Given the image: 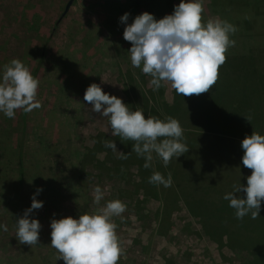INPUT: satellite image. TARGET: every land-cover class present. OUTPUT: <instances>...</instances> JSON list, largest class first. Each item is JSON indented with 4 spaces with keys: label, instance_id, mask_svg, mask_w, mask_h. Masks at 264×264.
<instances>
[{
    "label": "rangeland",
    "instance_id": "1",
    "mask_svg": "<svg viewBox=\"0 0 264 264\" xmlns=\"http://www.w3.org/2000/svg\"><path fill=\"white\" fill-rule=\"evenodd\" d=\"M162 1L72 0L60 18L68 0H0V72L11 60H20L38 79L37 100L42 104L24 115L17 110L14 119L0 113V223L8 227L7 232L0 231V264H61L64 261L57 260L58 253L49 245L51 220L94 214L116 199L126 205L121 216L112 218L123 249L118 264H264V201L256 219L250 214L235 221L220 219L227 228L230 222L246 223V233L241 235L255 240L249 242L250 249H238L226 237L217 243L206 234L207 225L198 216L206 211L197 207L205 199L191 195L207 188L217 203L234 184L246 185L251 174L242 165L240 142L228 135L241 140L252 132L264 135V98L260 101L259 91L264 85V0H202V23L216 18L228 21L236 28L230 35L235 45L225 53L226 61L209 89L211 101L203 114L198 113L203 110L197 107L199 102L193 103L198 117L203 116L195 122L203 128L182 127L183 138L192 143L189 154L173 157L168 170L161 171L171 175L183 197L186 193L184 200L197 207L196 214L180 200L171 213V226L159 235L155 211L160 202L148 198L142 189L134 191L140 175L132 164L118 176L82 160L99 133L112 136L107 118L92 112L83 100L90 84L143 110L141 94L152 89L151 77L131 65V42L122 33L137 15L148 12L159 20L180 2ZM124 13L129 14L126 24L119 19ZM165 84L155 91L165 104L170 105L175 95L185 97L172 93ZM248 115L250 122L244 117ZM197 138L194 146L190 140ZM12 146H21L23 152L22 180L15 157L6 162L5 151ZM111 152L114 157L119 155ZM104 158V152L96 154V159ZM189 161L195 170L188 169ZM96 186L104 192L100 205L93 203ZM38 188L43 192L36 199L43 206L33 210L29 219L41 224L39 241L32 246L20 244L14 223L30 207ZM238 195L244 197L243 192Z\"/></svg>",
    "mask_w": 264,
    "mask_h": 264
},
{
    "label": "clouds",
    "instance_id": "2",
    "mask_svg": "<svg viewBox=\"0 0 264 264\" xmlns=\"http://www.w3.org/2000/svg\"><path fill=\"white\" fill-rule=\"evenodd\" d=\"M202 12V0H180L171 14L159 20L148 12L137 15L131 24H126L128 13L119 18L126 24L123 39L131 42L128 50L131 65L151 77L149 85L153 91L166 82L177 95H199L216 83L218 70L226 61L225 53L235 45L230 35L236 28L219 18L202 23ZM38 86V79L20 60L13 59L3 65L0 113L14 119L17 110L27 113L41 108ZM83 100L91 105L92 112L107 118L112 136L135 142L131 151L144 158L145 169L152 166L153 153L167 167L173 157L177 159L188 151L182 142L183 129L172 117L146 118L143 110H131L121 98L103 92L96 83L86 88ZM244 117L248 122L252 119L251 115ZM104 146L118 152L119 159H127L130 154L118 151L114 141L106 140ZM240 147L242 165L251 169V174L246 177V185L234 184L232 191L222 198L235 210L236 219L249 214L251 219H256L264 201V135L252 132L241 140ZM148 182L167 188L172 185V178L170 174L165 178L154 172ZM41 191L37 189L30 207L15 220V237L20 244H38L41 224L37 219H29V214L42 208L43 202L36 199ZM240 192L244 193L243 198L238 195ZM103 198L104 192L96 186L93 203L100 205ZM125 210L126 205L116 199L106 202L94 214L51 220L49 245L58 253L57 260L62 259L64 264H118L123 249L112 218L121 216ZM0 231L7 232V225L0 223Z\"/></svg>",
    "mask_w": 264,
    "mask_h": 264
},
{
    "label": "trees",
    "instance_id": "3",
    "mask_svg": "<svg viewBox=\"0 0 264 264\" xmlns=\"http://www.w3.org/2000/svg\"><path fill=\"white\" fill-rule=\"evenodd\" d=\"M168 0H163L162 4L166 3ZM262 64H263V59H262ZM256 68H258L259 64L255 62ZM264 68V65H263ZM258 73V72H257ZM261 75L258 73V79ZM260 82V81H258ZM133 85V84H130ZM129 87V86H127ZM161 90V88L159 89ZM259 91L262 95L260 97L264 98V85H263V90L259 86ZM126 92L131 95V92L126 90ZM161 94L158 92V94L153 91L152 89H149L148 93H142L141 94V101L143 102V112L145 114V117H156L160 120H165L168 117H172L174 119H177L176 117L179 114V111L176 109L174 104L167 105L164 102L161 101L160 97ZM185 97H192L191 96H185ZM131 101V100H130ZM178 105V100L176 101ZM126 105L129 106L131 110H136L134 106L127 100L125 102ZM181 105V104H180ZM181 109V108H180ZM142 110V109H141ZM184 109L182 110V112ZM25 112L23 111V115ZM251 126V125H250ZM250 126L248 128H250ZM192 128V127H190ZM237 132V131H235ZM251 132L248 131L247 134ZM234 136L235 134H231ZM106 140L109 141H114L116 144V147H118L121 152L123 153H130L128 155L127 159H119L118 156L114 157L113 153L111 152V149H108L104 146V143ZM191 141H194V146L197 145V142L199 141V138L197 139H191ZM201 141V139H200ZM183 143L186 145L190 144V147L188 149H191L192 143H189V139H184L182 140ZM134 141L130 140H124L121 141L120 137L118 136H107L104 133H99V137L95 138V143L92 146V148L86 149V153L83 156L82 160L87 162H94L93 165L97 168L100 169H106L107 172H112L113 174H118V176H121V172H124V169H127L129 167V164H132L136 169L138 174L140 175V180L138 183H135L134 185V191L138 193L140 189L144 190L148 198H155L158 199L160 202V207L158 210L155 212V221L157 223V229L156 231L159 233V235L165 234L167 232L168 228L171 226V213L173 209L177 206V204L180 202V200H183L185 204L190 207V209L193 211L194 214L196 212L194 210H198L197 207L201 206L203 210L206 211L204 214L198 215L200 220L202 221L203 225L208 228V232L206 234L212 238L214 241L217 243H222V240L226 237L227 238V243L229 242L231 247H235L238 249H250V241L251 243L253 242V239L251 236H243L241 234L246 233V229H244L247 225L245 222L241 221L240 223H233L230 222V227L232 228H227L222 224V221L220 219H223L224 221H235V217L231 218V216H235V210L229 207V202L226 200L221 199L217 203L215 200L212 199V195H209L207 192V188H203L201 190H195L194 192H191L192 196L195 197H202L204 200H200V205H197V207L193 206L191 202L187 203L184 200V197L186 196V193H184V197L180 194L179 189L176 187L175 183L172 182V185L170 187H163L162 185H154L150 184L148 182L149 177L154 173V172H159L161 173L162 170L167 171L169 165L167 167L163 166L162 160H160L155 153H153V161H152V166L150 168L145 169L143 167V164L145 163V160L143 157H138L137 154L133 151H131V147L134 144ZM193 147V146H192ZM189 151V150H188ZM184 153L181 156H186L189 154V152ZM98 152H104L105 153V158L104 159H96V154ZM5 157L7 158L6 162H11L13 158L15 157L16 159V164L19 170V180H22L23 177L25 176L24 173V158H23V152L21 150V146L18 148H15L12 146L11 148H7L5 151ZM110 157V158H109ZM5 158V159H6ZM90 159V161L88 160ZM109 160V165H106ZM0 160V164H1ZM189 164L192 165L189 170H195V166L193 161H189ZM179 167H182L179 165ZM191 172V171H190ZM162 174V173H161ZM165 178H167V175L165 174ZM21 182V181H20ZM14 186H12L13 188ZM43 192V190L41 191ZM189 194V193H188ZM166 198V201H165ZM243 198V196L241 197ZM262 204V203H261ZM213 206V207H212ZM217 207V208H216ZM212 209V210H211ZM223 217V218H222ZM204 218L207 219L204 220ZM217 220V221H214ZM212 228V229H211ZM242 232V233H241ZM258 249H263L262 247H259ZM61 264H64L62 262Z\"/></svg>",
    "mask_w": 264,
    "mask_h": 264
},
{
    "label": "crops",
    "instance_id": "4",
    "mask_svg": "<svg viewBox=\"0 0 264 264\" xmlns=\"http://www.w3.org/2000/svg\"><path fill=\"white\" fill-rule=\"evenodd\" d=\"M165 86H167L165 83H164ZM167 90V89H166ZM175 91L172 90V93H174ZM178 100V105L176 103V101ZM209 101H211V97L209 95V91L208 92H205V93H201L199 95H192V97H175L172 98V101L170 102V104H174V106L176 107V109L179 111V114L178 116L176 117L181 125V127H185V128H189V129H198V128H203L202 124L200 123H196V121H201V117H203L202 115H200V117H198V114L194 111V105L193 103L194 102H199V104H197V107H203V110L200 109L198 110L197 107L196 109L198 110V113L200 111H202V114L203 112L205 111L206 107L208 106V103ZM181 104V105H180ZM181 108V109H180ZM184 109V111L182 112V110ZM189 119V120H188ZM186 120V122L184 121ZM189 122H188V121ZM192 127V128H190ZM230 138L238 141V142H241V137L239 138H235L233 137L232 135H228ZM242 197V196H240Z\"/></svg>",
    "mask_w": 264,
    "mask_h": 264
},
{
    "label": "water",
    "instance_id": "5",
    "mask_svg": "<svg viewBox=\"0 0 264 264\" xmlns=\"http://www.w3.org/2000/svg\"><path fill=\"white\" fill-rule=\"evenodd\" d=\"M72 3V0H68V2L66 3L65 7H64V10L60 16V18L66 13V11L68 10L69 6L71 5Z\"/></svg>",
    "mask_w": 264,
    "mask_h": 264
}]
</instances>
